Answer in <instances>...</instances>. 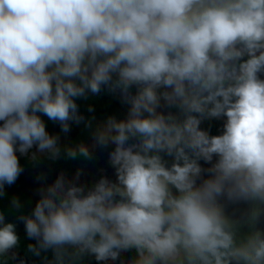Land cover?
<instances>
[{"label":"clouds","instance_id":"1","mask_svg":"<svg viewBox=\"0 0 264 264\" xmlns=\"http://www.w3.org/2000/svg\"><path fill=\"white\" fill-rule=\"evenodd\" d=\"M258 74L264 0H0V196L22 171L17 152L35 145L59 155L39 114L67 133L82 119L75 100L88 92H119L129 105L125 119L108 117L93 137L115 145L117 182L101 177L85 191L61 175L41 189L20 218L37 241L30 250L53 249L54 264L85 254L117 261L128 249L131 264H228L230 256L264 264V239L250 252L234 249L218 203L264 202ZM162 100L176 114L157 111ZM221 116L222 134L200 129ZM202 172L210 175L197 184ZM14 229L0 213V254L17 244Z\"/></svg>","mask_w":264,"mask_h":264},{"label":"flooded vegetation","instance_id":"2","mask_svg":"<svg viewBox=\"0 0 264 264\" xmlns=\"http://www.w3.org/2000/svg\"><path fill=\"white\" fill-rule=\"evenodd\" d=\"M258 75H260L261 79H264V74ZM131 91L134 93L135 88H132ZM104 92L114 100L116 105L113 107L110 117H114L117 120L125 119L129 105L122 101L119 92L113 93L106 88H102L97 94L88 92L85 96H97ZM157 111L166 115L169 112L176 114L177 109L167 106L162 100L161 107ZM78 114L82 117L81 121L79 123L69 121L70 127L67 133L61 131L58 122L49 120L43 114L39 115L45 123V129L48 134L57 137V146L59 149L72 145L82 135V141L79 146L83 145L88 149L89 157H79L73 163L72 167L64 168L58 164V156L52 158L51 153L47 150L38 152L35 145L24 155L18 152L16 153L22 171L14 183L21 188L27 197L26 200L28 203V208L23 217L31 216L36 203L41 198L40 190L52 185L58 176L63 175L67 181H72L77 187L83 186L85 191L91 189L101 177L107 178L112 183L117 182L115 168L109 160V154L114 150L115 145L109 143L107 146L102 147L96 144L93 138L96 130L105 120L103 121L100 118L93 119L92 117L86 118L82 113L78 112ZM224 121L225 118L223 116L219 118H206L201 121L199 127L201 130L207 131L210 136H216L223 133ZM136 142L135 139L128 141V143ZM160 155L166 161L165 166H170L173 162L172 157L164 153H160ZM216 159L217 157L213 156V160L210 163H205L203 160H200L199 163L202 169H208L216 162ZM77 174H79L78 177ZM209 175L207 172H202L201 177L197 180V184L203 179H207ZM28 184L29 188L27 187ZM173 192H175L174 189ZM218 203L221 205L222 213L226 220V230L231 231L233 234L234 249L250 252V245L255 242L257 237L264 239V202L259 200L228 201L226 198L221 197L218 199ZM21 223L23 224L22 227H20ZM26 234L24 222L20 219L16 228V235L36 241L34 238H29ZM6 255L14 264H45L36 259L24 257L15 249H9ZM89 256L90 264H131V261L136 258V253L128 254L121 252L117 261L107 262H97L94 256ZM181 258H183V254ZM228 264H250V262L243 258L230 256L228 258Z\"/></svg>","mask_w":264,"mask_h":264},{"label":"trees","instance_id":"3","mask_svg":"<svg viewBox=\"0 0 264 264\" xmlns=\"http://www.w3.org/2000/svg\"><path fill=\"white\" fill-rule=\"evenodd\" d=\"M75 102L78 106V112L82 113L86 118H90V117H92L93 119L100 118L103 121L106 120L108 117H110V114L113 111V107L116 106L114 100L111 99L109 95H107L105 92L97 96H92V97L85 96V97L77 98ZM89 108H91L92 110L89 111ZM81 141H82V135L80 136V139L73 142L72 145L60 149L58 155L59 161H57L58 164H60L64 168L72 167L73 163L77 161L79 157H82V155H80L78 151ZM69 149L77 151V155L75 156V158L69 157L67 155V151ZM13 199H15L18 202L19 204L18 208L13 206L12 203ZM26 199L27 197L16 183H12L11 185L6 184L4 186L3 195L0 196V213H2L4 216V223L14 224L15 233L20 218L23 217L24 213L28 208V203ZM29 245H31L33 248H38L37 241H32L22 237H18L17 244L10 249H15L16 251L21 253L24 257L36 259L45 264H54L53 249L51 248L47 250L38 249L39 254H35L32 250H30ZM68 251L71 252L72 249L69 248ZM6 252L0 254V264H14L12 260H10L9 257L6 255ZM124 252L128 254L136 253L134 249H128L127 251ZM89 258L90 256L88 254H85L79 260H77L75 264H90ZM65 264H67V258Z\"/></svg>","mask_w":264,"mask_h":264},{"label":"rangeland","instance_id":"4","mask_svg":"<svg viewBox=\"0 0 264 264\" xmlns=\"http://www.w3.org/2000/svg\"><path fill=\"white\" fill-rule=\"evenodd\" d=\"M27 187L29 188V184L27 185ZM22 225H23V224L21 223V226H20V227H22ZM25 233H26V230H25ZM26 235H27V234H26ZM27 236H28V235H27Z\"/></svg>","mask_w":264,"mask_h":264}]
</instances>
